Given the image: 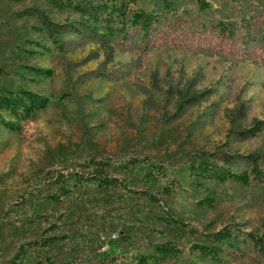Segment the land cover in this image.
I'll use <instances>...</instances> for the list:
<instances>
[{"label": "rangeland", "instance_id": "obj_1", "mask_svg": "<svg viewBox=\"0 0 264 264\" xmlns=\"http://www.w3.org/2000/svg\"><path fill=\"white\" fill-rule=\"evenodd\" d=\"M29 6L53 20L76 16L44 0H0V88L50 98L27 116L0 110L11 122H0V264H264V246L244 238L264 234V126L232 140L226 118L238 98L247 105L242 126L253 118L264 123V67L170 48L113 47L112 59L126 73L81 80L79 72L95 60L65 66L88 46L46 53L41 47L49 40L19 13ZM152 72L161 86L183 72L199 77L197 88L214 91L173 115L171 100L146 88ZM82 148L110 163L107 171L120 184L69 181L28 192L52 155L62 159ZM194 149L262 156L252 167L239 157L224 166L217 161L224 172L211 176L182 163ZM229 243L233 256L219 251Z\"/></svg>", "mask_w": 264, "mask_h": 264}, {"label": "trees", "instance_id": "obj_2", "mask_svg": "<svg viewBox=\"0 0 264 264\" xmlns=\"http://www.w3.org/2000/svg\"><path fill=\"white\" fill-rule=\"evenodd\" d=\"M56 9H64L76 16L53 20L40 7L22 8L19 13L33 19V30L44 35L46 53H68L87 45L77 59L67 61L65 70L95 60L92 68L79 72L81 80L101 78L118 79L126 71L113 61V47L120 51L145 53L153 48H170L189 54L217 55L236 64L249 61L264 67V0H44ZM91 45V46H90ZM29 67V66H28ZM36 74L47 75V70L31 66ZM200 76V75H199ZM199 77L179 72L174 83L161 86L155 74H149L150 90H160L165 99L171 100L173 115H180L185 108L211 94L212 88H197ZM145 87L141 88L144 92ZM65 95L62 93L61 95ZM50 101L45 95L24 88H0V110L12 116H27ZM245 99H235L226 115L232 140H242L263 128L264 123L251 119L249 126H242L246 115ZM10 127V121L0 119ZM258 152L235 155L221 150L194 149L182 159L189 169L197 168L206 175L218 176L223 169L217 164H231L234 157L254 166ZM110 163L87 148L62 159L52 155L47 168L31 179L28 192L40 185L62 187L69 181H90L97 184H120L108 173ZM148 198L159 200L151 191L142 190ZM219 236L214 237L216 240ZM244 238L251 245L263 247L264 234L246 232ZM29 242V241H28ZM31 242V241H30ZM229 255L234 244H225Z\"/></svg>", "mask_w": 264, "mask_h": 264}]
</instances>
